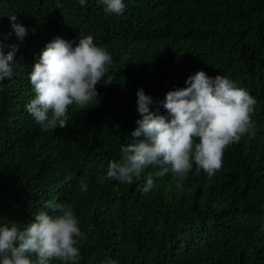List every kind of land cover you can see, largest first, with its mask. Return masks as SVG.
<instances>
[{"label": "trees", "instance_id": "1", "mask_svg": "<svg viewBox=\"0 0 264 264\" xmlns=\"http://www.w3.org/2000/svg\"><path fill=\"white\" fill-rule=\"evenodd\" d=\"M123 3L116 15L98 0H0V39L19 46L12 77L0 84V223L23 228L56 199L71 205L85 235L78 264H264V0ZM10 15L27 30L22 41ZM88 35L113 58L112 84L97 85L89 108H70L67 127L42 132L26 111L31 68L55 37ZM197 71L256 99L255 134L225 151L213 177L194 166L182 189L171 173L157 178L156 167L130 185L107 179L140 119L137 89L167 118L165 94ZM150 174L155 187L142 194Z\"/></svg>", "mask_w": 264, "mask_h": 264}, {"label": "clouds", "instance_id": "2", "mask_svg": "<svg viewBox=\"0 0 264 264\" xmlns=\"http://www.w3.org/2000/svg\"><path fill=\"white\" fill-rule=\"evenodd\" d=\"M106 14L121 15L123 0H98ZM86 0H79L85 5ZM11 28L18 40L26 28L10 15ZM10 48L5 51V48ZM18 45H5L0 39V84L13 75ZM113 58L98 46L91 35L77 42L55 37L41 51L29 74L34 98L26 111L42 132L68 126L69 110L89 108L98 98L97 85L112 84ZM186 87L170 90L162 102L167 118L154 114L152 97L143 89L136 92V110L140 119L130 133V142L120 147V157L108 163L106 178L130 185L149 167L159 169L157 178L171 173L176 187L183 188L192 173L213 177L223 165L225 151L247 134H255L252 120L256 99L237 82L222 76L208 77L203 71L189 76ZM71 181L72 175H66ZM155 187L148 175L142 194ZM82 192L87 184L81 182ZM42 211L34 213L33 222L23 228L15 223H0V264H78L79 245L85 239L70 204L47 200ZM35 257V261L32 259ZM105 264H117L107 260Z\"/></svg>", "mask_w": 264, "mask_h": 264}]
</instances>
